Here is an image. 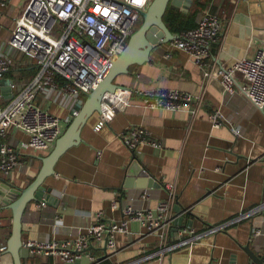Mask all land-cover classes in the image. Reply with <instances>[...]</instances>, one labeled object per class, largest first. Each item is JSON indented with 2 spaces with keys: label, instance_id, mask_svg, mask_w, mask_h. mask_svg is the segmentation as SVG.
Wrapping results in <instances>:
<instances>
[{
  "label": "crops",
  "instance_id": "obj_1",
  "mask_svg": "<svg viewBox=\"0 0 264 264\" xmlns=\"http://www.w3.org/2000/svg\"><path fill=\"white\" fill-rule=\"evenodd\" d=\"M28 1L9 0L4 8L0 7V51L10 38L14 18ZM203 9L217 15L221 26L202 67L167 42L155 45L147 62L133 65L127 74L114 80L122 86L134 83L139 90L176 89L199 96L201 104L196 115L150 111L141 106L137 94L132 95L123 112L99 131L93 128L98 120V113H93L81 128V141L58 158L53 175L43 182V186L52 188L58 203L36 208L37 202L31 201L26 206L21 216L22 242H73L77 233L86 235L88 225L97 219L105 225L120 223L126 205L155 208L158 202L169 199L172 190L174 200L191 214L184 215L176 231H171L170 225L166 228L168 244L172 246L169 251L160 253L158 235L129 221L127 234H114V251L90 241L86 251L89 264H250L242 248L246 244L257 257L264 255V207L261 212L237 220L264 202V109L262 112L254 108L240 92V72L234 75L230 94L222 91L216 75L219 66L227 68L250 58L264 42V0H209ZM250 19L255 21V27L249 25ZM11 57L13 66L3 75L4 86L10 91L2 92L1 107L36 73L33 60L15 50ZM206 72L210 73L208 78ZM35 102L58 118L68 114L66 108L47 103L41 96ZM213 111L224 118L217 128L211 126L208 117ZM67 125H62L61 133ZM133 125L148 130L151 139L162 141L163 147L155 150L149 144H141L134 151L128 149L117 134ZM235 128L240 135H235ZM27 139L25 133L14 128L7 132L6 142L19 153L23 164L6 179L1 174L0 178L19 188L33 181L42 165L40 158L53 147L48 151L24 148ZM133 154L146 176L159 183L158 187H122ZM143 194L146 198L141 197ZM113 202L117 204L114 209ZM11 221L10 209H0V248H6ZM216 226L221 230L208 232ZM188 227L199 235L197 239L177 233ZM4 251L0 249V264H13ZM53 262L54 257L42 255L23 260V264Z\"/></svg>",
  "mask_w": 264,
  "mask_h": 264
},
{
  "label": "built area",
  "instance_id": "obj_2",
  "mask_svg": "<svg viewBox=\"0 0 264 264\" xmlns=\"http://www.w3.org/2000/svg\"><path fill=\"white\" fill-rule=\"evenodd\" d=\"M150 1L29 0L25 4L21 13L14 18L10 38L0 51V97L4 88L3 75L13 66V50L33 60L37 70L6 106H0V174L3 178L9 177L23 164L19 153L6 142L8 130L14 128L27 135L24 148L48 151L60 136L62 125L69 124L77 113L75 107L83 103L84 95L106 75L130 35L137 29L134 26ZM8 2L0 0V7L4 8ZM249 25L255 27V21L250 19ZM220 26L217 15L200 10L195 16V27L174 35L168 44L202 67L209 56L210 45L220 32ZM54 27L59 29L57 36L52 34ZM236 72H240L243 77V83L239 86L243 96L254 108H264V42L255 48L250 58L227 68L219 66L216 69L224 93L233 91ZM204 75L208 78L210 73ZM133 94L139 95L141 106L150 111H184L194 117L201 104L199 96L176 89L139 90L134 83L130 86L118 85L112 92L103 95L94 130L99 131L117 113L123 112L130 105ZM37 96L47 103L66 108L68 114L62 119L51 114L36 104ZM208 117L213 128L219 127L224 121L218 111H213ZM239 131L235 128V135H240ZM117 138L131 151L141 144H149L155 150L163 147L162 141L151 139L150 132L141 126H130L118 133ZM141 197L146 198L145 194ZM174 198V192L170 190L169 199L158 202L155 208L126 205L122 209L124 218L120 223L105 225L97 219L88 225L86 235L77 233L73 242L28 240L23 244L29 256H52L53 264H73L83 256L89 258L83 250L91 240L102 244L110 252L114 251V234H127L128 222L136 221L146 232L158 235L160 253L169 251L172 246L168 244L166 228L172 220ZM45 205L44 201L35 204L36 208ZM111 207L114 209L117 204L113 202ZM263 207L264 202L237 220L261 212ZM220 230L221 227L216 226L208 232ZM177 233L188 234L190 239L199 237L190 227L180 229ZM0 249L4 250L5 247Z\"/></svg>",
  "mask_w": 264,
  "mask_h": 264
},
{
  "label": "water",
  "instance_id": "obj_3",
  "mask_svg": "<svg viewBox=\"0 0 264 264\" xmlns=\"http://www.w3.org/2000/svg\"><path fill=\"white\" fill-rule=\"evenodd\" d=\"M191 2L192 0H151L147 8L141 12L140 25L130 35L126 45L114 59L106 75L94 89L84 95L83 103L75 107L77 113L72 117L63 133L56 139L50 152L40 158L42 165L33 181L26 187L19 188L0 178V209H10L12 215L11 232L6 242L4 253L10 255L13 264H23V260L30 258L21 237V216L26 206L31 201L58 203V199L52 195V188L43 186L44 180L53 175L54 164L58 158L70 147L77 145L81 141V128L93 113L100 112V102L103 95L106 92H112L118 86L114 82L115 78L118 75L127 74L129 67L142 65L147 62L149 52L155 45L167 43L173 38V35L162 21L165 9L168 7L186 13ZM9 91V87L4 86L3 92L7 94ZM263 109L260 108L262 112ZM158 186V182L152 177L146 176L145 170L133 154L132 162L126 171V179L122 187L145 189ZM172 211L174 215L170 226L171 231H176L177 227L181 225L184 215L191 213L189 210L184 209L176 199L174 200ZM189 224L187 223V225ZM242 248L251 261L250 264H263L264 255L257 257L248 244ZM89 249L87 247L83 250V253ZM74 252L75 250L72 251V253ZM73 264H89V258L83 256L80 259H76Z\"/></svg>",
  "mask_w": 264,
  "mask_h": 264
},
{
  "label": "trees",
  "instance_id": "obj_4",
  "mask_svg": "<svg viewBox=\"0 0 264 264\" xmlns=\"http://www.w3.org/2000/svg\"><path fill=\"white\" fill-rule=\"evenodd\" d=\"M194 0L192 7L187 13H182L174 9L166 8L162 16V21L167 27V29L173 33L178 34L183 31H187L195 27V16L200 10H204V6L209 3V0ZM132 67V66H131ZM129 67V69L131 68ZM29 69L23 68L22 71H27ZM37 70V67H36ZM10 71V70H9ZM8 71V72H9ZM33 77L29 76L27 78L30 81ZM27 81V82H28ZM6 179V178H4Z\"/></svg>",
  "mask_w": 264,
  "mask_h": 264
},
{
  "label": "rangeland",
  "instance_id": "obj_5",
  "mask_svg": "<svg viewBox=\"0 0 264 264\" xmlns=\"http://www.w3.org/2000/svg\"><path fill=\"white\" fill-rule=\"evenodd\" d=\"M140 23H141V19L138 21V23L135 24L134 28H137V27L140 25ZM57 26H58V25H57ZM58 28H59V26H58ZM58 28H57V27H54V28H53V30H52V34H53V35L57 36V35L59 34V33H58V32H59V29H58ZM126 43H127V42H126ZM126 43H125V45H126ZM61 134H62V133H61ZM61 134H60V135H61ZM4 264H5V262H4Z\"/></svg>",
  "mask_w": 264,
  "mask_h": 264
}]
</instances>
